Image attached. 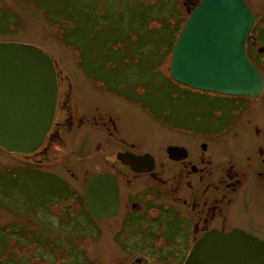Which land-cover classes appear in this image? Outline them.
<instances>
[{
  "label": "rangeland",
  "instance_id": "rangeland-1",
  "mask_svg": "<svg viewBox=\"0 0 264 264\" xmlns=\"http://www.w3.org/2000/svg\"><path fill=\"white\" fill-rule=\"evenodd\" d=\"M200 1L0 0V42L41 47L58 65L62 80L60 125L50 135L54 142L30 157L0 148V264H133L141 253L151 264H182L187 246L182 250L170 238L151 237L155 222L134 224L126 208L142 197L146 204L153 201L149 214L161 204L166 212L160 200L146 201V193L162 197L177 188L183 164L168 161V145H184L191 163L213 164L221 174L206 175L203 190L206 182L221 185V176L234 170L257 183L264 160V96L203 92L171 78L173 47ZM248 1L257 16L250 55L264 70V56L257 54L264 45V0ZM138 5L150 6L149 20L145 16L143 21L152 28L147 33L131 16L135 13L129 15L134 11L129 8ZM103 11L108 18H101ZM104 58L115 61L114 69L104 68ZM95 76L105 80V87L91 78ZM202 143L209 144L208 152L201 150ZM125 150L154 154L156 172L130 174L116 158ZM103 172L119 176L125 209L118 218L98 222L85 211V185ZM250 182L243 184L234 205L242 203L241 210L258 203L250 195ZM192 191L172 192L166 203L187 208L173 195L190 199ZM249 213L255 223L235 210L231 225L243 221L242 227L264 239V214ZM172 214L166 234L178 242L182 222Z\"/></svg>",
  "mask_w": 264,
  "mask_h": 264
},
{
  "label": "water",
  "instance_id": "water-1",
  "mask_svg": "<svg viewBox=\"0 0 264 264\" xmlns=\"http://www.w3.org/2000/svg\"><path fill=\"white\" fill-rule=\"evenodd\" d=\"M254 26L255 16L245 0H201L174 45L172 79L198 91L259 98L264 76L247 54ZM57 84L55 61L41 47L0 42V148L32 155L43 146L54 122ZM179 149L168 151L174 156ZM118 160L137 173L149 172L154 165L149 154L120 153ZM85 203L97 221L115 217V175L92 176ZM184 264H264V240L240 229L213 231L197 241Z\"/></svg>",
  "mask_w": 264,
  "mask_h": 264
},
{
  "label": "flooded vegetation",
  "instance_id": "flooded-vegetation-1",
  "mask_svg": "<svg viewBox=\"0 0 264 264\" xmlns=\"http://www.w3.org/2000/svg\"><path fill=\"white\" fill-rule=\"evenodd\" d=\"M245 1L247 2L249 7L251 8V10L255 16V24L257 25V23H256L257 16L255 14V11L252 8L250 2L248 0H245ZM256 25L254 26L253 30L255 29ZM250 37H251V35H250ZM249 40H250V38H249ZM249 40L247 41V54L250 58L251 55H250ZM257 54L261 57L264 56V45H262V46L259 45L257 47ZM250 59H252V58H250ZM88 62H91V61H88ZM253 62H254V60H253ZM254 64L257 66V64L255 62H254ZM55 66H56V71H57L58 94H57V106H56V112H55L53 126H52L43 146L34 154L25 155L28 157L40 153L42 151V149L45 147V145L49 144V142H50V144H51V142L53 143L54 142L53 138L51 139L50 135H51V133L53 135V132H54L55 128L57 127V125H60V123L57 122V119H58L60 111H61V98H62V96H61V94H62L61 93L62 82L61 81L62 80L60 79L61 73H60V71L58 69V65L56 63H55ZM103 67H104V65H103ZM259 71L264 76V70L259 69ZM91 78L94 79L95 81H99V80L102 81L103 86L106 83L105 80H103V79L101 80V77L95 76V77H91ZM71 82L73 83V81H71ZM263 94H264V90H263L261 96ZM246 97H248V96H246ZM68 106H70V102L68 103ZM73 116H74V114L70 112V121L71 122H72ZM68 123L69 122H67V126L69 127L71 123H69V124ZM170 147H179L180 148L179 152L176 155L171 156V154H169V151H168V149ZM209 148L210 147H209L208 143H202L201 144V150L203 152H205V153L208 152ZM260 151H261V154L263 153V159H264V149L261 148ZM127 152L135 154L137 156H143L146 154L151 155L154 159L153 169L149 172H144V173H137V172L133 171L128 165H125L121 161L118 160V155L120 153H127ZM166 153H167L166 155H167L168 161H170L171 163L183 164V167L179 172V180L176 183L177 188L175 189V191H172V192H176L178 194H181L183 192L186 193L185 191H187V188H189V190L190 189L194 190V192L192 191L193 193H191L190 199L188 198L189 196L185 197L183 195L181 197L174 198L175 195H173V200H178L179 202L181 201V203L188 205L187 208H183L178 203L173 204V205L170 203H166V201H167L166 197L170 198V194L172 192L170 194L167 193L168 195H166V196L163 195L162 197H161V194H159V196L156 197V196H154V193L149 194V192H147L146 193V197H147L146 201L148 200L149 197H154L155 199L160 200L161 203H163V206H165L164 209L166 212H163V208H162V206H161L162 204H161L159 206L160 209H155L157 211L154 210L151 214H149L147 211V206H149V204H151L153 201L149 200L146 204V203L141 201L142 197L140 199H138L136 197V198L132 199L133 200L132 202L126 204V208L130 209V212H129L130 214L129 215L127 214L129 217L128 221H131L134 224H138V225L146 224L148 226V223L146 221L148 219H151L152 221L155 222L151 226V227L154 226V228L149 230L153 233L151 235V237L156 235L155 236L156 238H168V239L170 238L169 241L171 243L177 245L175 247H178V245L182 246V250H183V248H185V246H187V251L185 253V258H184L182 264L185 263L186 258L189 256L190 252L192 251V249L195 246V244L197 243V241L199 239L205 237L207 234H209L213 231H219L221 233H229V232L233 231L234 229H240V230H243L244 232H246V233H248L254 237H257L261 240H264V239H262L263 237L261 238L259 235H256L252 231L242 227L241 225H242L243 221L238 222L237 223L238 226H232L231 225L233 223L232 215H233L235 210L238 211V213L241 216L246 215L248 217V220H246V221H252V222H254V221L250 220V218L252 219V216H249L250 215L249 211L254 216H258L260 214L259 211H261V210H263V213H261V214H264V160H263V169H262L263 171L262 170H261V172L257 171V177H259V180H257L256 184L254 182L251 183L249 181L247 175H245L244 172H241V170L240 171L234 170V166L232 165L231 167H233V168L231 170L232 171L234 170L235 172H232L229 174H227L228 172H226V175L225 174L222 175L221 176V185H212V184L206 182L205 189L203 190L201 188V185L204 184V180L206 178V175L209 174V176L207 178H210V177L212 178V176L216 177L214 175H217V174H218V176L221 175L218 171H215L214 166H212L213 164L209 163L207 165V168H205V167H201L199 164L191 163L192 160H191L190 151L184 145H168L166 147ZM116 158L122 166H124L125 168L128 169L130 174H132L136 177H142L145 175H153L156 172V169L158 167L157 157L154 154H151L148 152L139 154L138 152L133 151V150H125V151L118 152L116 155ZM201 162L204 164L205 161L202 160ZM103 173H106V172H103ZM109 173H112V172H109ZM241 173H242V175H241ZM99 174H102V173H99ZM112 174L115 175V177L117 178V181L119 183V209H118L117 215L115 217H112L110 219H106L103 221H98V222L110 221L111 219L118 218L120 216L122 210L125 209V206H124V190H123L122 182H121V180L117 174H115V173H112ZM95 175H97V174H95ZM95 175H93V176H95ZM91 177H89V179ZM190 178L193 179V181L196 184V187L194 186L193 182L191 180H189ZM247 181L250 182V185L252 188L250 195H252L253 197L256 196L258 203H257V205L256 204L253 205L254 207H252L251 209L241 210L242 209V203L239 207H238V205L237 206H234V205H236L239 192L242 191L241 189L244 186L243 184H245ZM86 184H87V182H86ZM223 190H224V192H223ZM220 191H222L223 193ZM176 193H174V194H176ZM85 198H86V185H85ZM162 198H164V199L161 200ZM143 199H144V197H143ZM244 201H245V199H244ZM248 201H250V199ZM247 205L250 206V204L249 203L246 204V201H245V207L248 208ZM233 206L235 209L233 208ZM85 209H86L85 211H87V213L89 214L90 212L88 211L86 203H85ZM173 212H175L179 222H182V226L179 227L180 240L178 242H175L169 235L166 234L167 231L171 228L170 221H171V216H173V214H172ZM147 215L149 217L151 215V217L147 218ZM254 216H253V218H255ZM183 223H184V226H183ZM258 226H260V225H258ZM189 239H190V241H189ZM188 242H190L189 245H187ZM188 246H189V248H188ZM182 250L179 253H181ZM138 255H141V256L138 257L136 262L133 264H151L150 262H145L144 260H142V259L146 258V257H144L146 255H144L143 253L138 254ZM138 255H135V256H138Z\"/></svg>",
  "mask_w": 264,
  "mask_h": 264
},
{
  "label": "trees",
  "instance_id": "trees-1",
  "mask_svg": "<svg viewBox=\"0 0 264 264\" xmlns=\"http://www.w3.org/2000/svg\"><path fill=\"white\" fill-rule=\"evenodd\" d=\"M142 3H143V2H140L141 5H143ZM141 5H140V6H141ZM130 6H133V5H130ZM140 6L138 5L136 9H135V7H133V8H129V6H128L129 9L134 10V11H130L129 15H131V13H135L134 15H131V16H132L135 20L137 19L139 23H142V28H143V30L145 31V33H147L148 29H149V31H151L152 28H150V26L145 28V26H144V24H143V21H144V19H145V16H147V17H148L147 20H149V7H150V6L145 5V7H143V8H140ZM99 15H100V13H99ZM105 17H107V14L103 11L102 14H101V18L103 19V18H105ZM108 17H109V16H108ZM108 17H107V18H108ZM147 20H146V22H147ZM100 29H101V28H100ZM70 30H72V28H71ZM68 36L71 37L72 35L69 33ZM177 38H178V37H177ZM175 43H176V42H175ZM173 48H174V47H173ZM84 51H85V50H84ZM84 51H83V50L80 51V56L82 55V53L84 54ZM103 55H104V49H103ZM104 57H105V56H104ZM250 58H251V57H250ZM251 60H252V59H251ZM103 61H104V64H105V66H106L105 68H107V69H109V70L114 69L115 61H107V59H105V58L103 59ZM252 61H253V60H252ZM110 68H112V69H110ZM115 68H116V67H115ZM257 68H258V67H257ZM107 85H108V84H107Z\"/></svg>",
  "mask_w": 264,
  "mask_h": 264
},
{
  "label": "bare ground",
  "instance_id": "bare-ground-1",
  "mask_svg": "<svg viewBox=\"0 0 264 264\" xmlns=\"http://www.w3.org/2000/svg\"><path fill=\"white\" fill-rule=\"evenodd\" d=\"M264 96V94L259 98V100Z\"/></svg>",
  "mask_w": 264,
  "mask_h": 264
}]
</instances>
